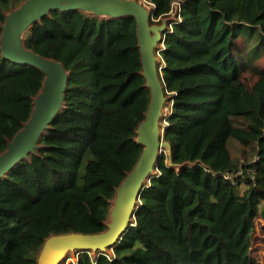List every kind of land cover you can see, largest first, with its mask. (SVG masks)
Returning <instances> with one entry per match:
<instances>
[{
	"label": "trees",
	"instance_id": "16d2710c",
	"mask_svg": "<svg viewBox=\"0 0 264 264\" xmlns=\"http://www.w3.org/2000/svg\"><path fill=\"white\" fill-rule=\"evenodd\" d=\"M23 0H0L5 11ZM172 15L161 58L170 106L164 153L134 225L106 255L62 264H256L264 217V0H146ZM136 21L53 11L25 45L70 74L65 107L30 160L0 180V264H36L52 233L106 229L115 189L137 162L148 108ZM1 34V29H0ZM44 74L0 53V152L26 122ZM231 139L238 144H231ZM261 264H264V260Z\"/></svg>",
	"mask_w": 264,
	"mask_h": 264
},
{
	"label": "water",
	"instance_id": "95a60500",
	"mask_svg": "<svg viewBox=\"0 0 264 264\" xmlns=\"http://www.w3.org/2000/svg\"><path fill=\"white\" fill-rule=\"evenodd\" d=\"M177 5V4H176ZM175 14L153 21V8L146 0H23L18 6L5 11L0 21V53L14 64L31 65L44 74L39 92L33 97V109L22 128L7 140V148L0 152V180L5 178L23 160H30L42 148L41 140L65 107L70 74L64 64L44 56L25 45L28 31L53 11L81 10L101 18L132 17L136 21L142 75L150 91L148 108L135 130L134 141L142 152L125 178L115 189L106 229L98 232L70 231L52 233L43 242L36 264H62L70 253L91 251L93 255L110 253L123 235L134 225L135 211L140 206L141 194L151 177L158 172L163 154L167 163L178 169L190 164L174 162L173 144L165 139L166 107L170 102L163 83L160 67L161 47ZM179 6L181 4H178ZM173 12V13H174ZM68 262V261H67Z\"/></svg>",
	"mask_w": 264,
	"mask_h": 264
},
{
	"label": "rangeland",
	"instance_id": "374dc122",
	"mask_svg": "<svg viewBox=\"0 0 264 264\" xmlns=\"http://www.w3.org/2000/svg\"><path fill=\"white\" fill-rule=\"evenodd\" d=\"M149 5L152 8V5L151 4ZM176 9H180L178 3L176 5ZM172 15H176L175 12ZM170 104L171 102L167 104L166 112L168 111ZM230 142L231 144H238L237 141L234 139H231ZM109 252H112V250L110 249ZM251 256L256 260V264H261L264 260V217L257 218V230L252 240ZM76 260H77L76 253H70L67 261L73 262Z\"/></svg>",
	"mask_w": 264,
	"mask_h": 264
},
{
	"label": "built area",
	"instance_id": "2783aa9c",
	"mask_svg": "<svg viewBox=\"0 0 264 264\" xmlns=\"http://www.w3.org/2000/svg\"><path fill=\"white\" fill-rule=\"evenodd\" d=\"M106 255H108V253H106Z\"/></svg>",
	"mask_w": 264,
	"mask_h": 264
}]
</instances>
